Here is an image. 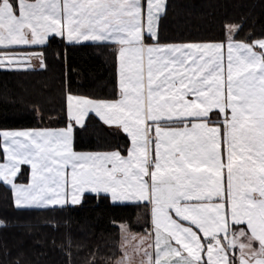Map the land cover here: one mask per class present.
<instances>
[{
    "label": "snow or ice",
    "instance_id": "obj_1",
    "mask_svg": "<svg viewBox=\"0 0 264 264\" xmlns=\"http://www.w3.org/2000/svg\"><path fill=\"white\" fill-rule=\"evenodd\" d=\"M165 12L166 0H0V68L46 67L42 52L15 50L50 36L118 45V98L69 93L67 127L0 131V182L18 209L62 206L66 187L74 204L84 192L146 202L152 231L133 243L122 228L115 264H264V39L237 42L227 25L226 55L221 43L162 45ZM90 114L127 135L126 156L73 151Z\"/></svg>",
    "mask_w": 264,
    "mask_h": 264
},
{
    "label": "trees",
    "instance_id": "obj_2",
    "mask_svg": "<svg viewBox=\"0 0 264 264\" xmlns=\"http://www.w3.org/2000/svg\"><path fill=\"white\" fill-rule=\"evenodd\" d=\"M227 25L239 26L235 41L264 39V0H166L159 43L225 42ZM28 50L42 52L46 67L0 68V130L66 127L69 93L118 98L114 45L69 44L51 36L44 46L15 52ZM128 146L120 129L94 114L74 130V151L125 155ZM28 178L29 167L22 165L15 182L25 184ZM145 204H117L107 195L85 193L77 205L18 209L11 189L0 182V264H113L122 254V228L127 236L149 232Z\"/></svg>",
    "mask_w": 264,
    "mask_h": 264
},
{
    "label": "crops",
    "instance_id": "obj_3",
    "mask_svg": "<svg viewBox=\"0 0 264 264\" xmlns=\"http://www.w3.org/2000/svg\"><path fill=\"white\" fill-rule=\"evenodd\" d=\"M142 3H143V0H142ZM51 37V36H50ZM63 39V38H62ZM66 43H68L65 39H63ZM227 42H228V40H226L225 42H196V43H200V44H204V43H221V44H224L225 45V55H226V51H227V49H226V45H227ZM238 42V41H237ZM84 43H92V42H84ZM105 43H107V42H105ZM107 44H111V43H107ZM150 44H154V43H150ZM182 44H188V43H177V44H162V45H182ZM112 45H114L116 48H117V54H118V45H115V44H112ZM37 47H39V46H37ZM28 51H35V52H38V51H36V50H28ZM28 51H22V52H15V54H25L26 52H28ZM32 61H37V64L38 65H40V61L38 60V59H33ZM31 61V62H32ZM116 76H117V86H118V59H117V69H116ZM74 96H79V95H74ZM81 97H84V96H81ZM66 98H67V96H66ZM66 114H67V99H66ZM68 117V116H67ZM217 118V116H216V114L215 113H213L212 115H211V119L212 120H215ZM67 127V126H66ZM63 128H65V127H63ZM63 128H56V129H7V130H0V131H38V130H51V131H56V130H60V129H63ZM122 131V130H121ZM123 132V131H122ZM124 133V132H123ZM125 134V133H124ZM126 135V134H125ZM127 136V135H126ZM128 140H129V138H128ZM130 147V140H129V146H128V148ZM1 150H2V148H1ZM74 151V150H73ZM128 151V150H127ZM76 153H79V154H85V155H87V154H105V153H110V152H113V151H107V152H85V151H82V152H80V151H75ZM2 155H3V153H2ZM127 155V152H126V154H125V156ZM0 163H7V161L6 160H4V159H2V160H0ZM26 166H28V165H26ZM29 167V178H28V182L27 183H25V184H21V183H16L18 186H27L29 183H30V180H31V168H30V166H28ZM67 172H70L71 170L70 169H67L66 170ZM10 189H11V191H12V196H13V201H14V192H13V189H12V187L10 186V185H7ZM65 191H66V193H68V195H69V199H68V202L67 203H65V204H63L62 206H64V205H77V204H79L80 202H81V199H82V196L85 194V193H93V192H84L81 196H80V201H79V203H72L71 202V199H70V194H71V188L70 187H66V189H65ZM94 194H97V193H94ZM99 194H104V195H107L108 197H109V200L112 202V203H117V204H123V203H146V202H138V201H135V200H122V201H113L112 200V198H111V196L109 195V194H105V193H99ZM14 204H15V202H14ZM149 232H147V233H136V234H131V235H129V237L128 238H130L128 241H131V242H133V243H136V242H138V238H140V237H147L148 235H149V233L152 231V223H151V217H150V207H149ZM133 237H136L137 238V240L136 241H133L132 240V238ZM129 249H130V251L129 252H131L132 251V249H131V246L129 247ZM139 260V257H137V261ZM113 264H115V262L113 263Z\"/></svg>",
    "mask_w": 264,
    "mask_h": 264
},
{
    "label": "rangeland",
    "instance_id": "obj_4",
    "mask_svg": "<svg viewBox=\"0 0 264 264\" xmlns=\"http://www.w3.org/2000/svg\"><path fill=\"white\" fill-rule=\"evenodd\" d=\"M31 64L33 65V67H31V68H35V69H36V68H39V66H40V65L37 64V61H32ZM123 237H124V236H123ZM123 237H122V240H123ZM128 237H129V235H128ZM129 239H130V238H128V240H129ZM121 245H122V241H121ZM129 247H130V246H129ZM121 250H122V247H121ZM129 251H130V249H129Z\"/></svg>",
    "mask_w": 264,
    "mask_h": 264
}]
</instances>
